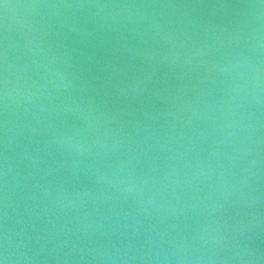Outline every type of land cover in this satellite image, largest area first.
Wrapping results in <instances>:
<instances>
[{"label":"water","instance_id":"1","mask_svg":"<svg viewBox=\"0 0 264 264\" xmlns=\"http://www.w3.org/2000/svg\"><path fill=\"white\" fill-rule=\"evenodd\" d=\"M0 264H264V0H0Z\"/></svg>","mask_w":264,"mask_h":264}]
</instances>
